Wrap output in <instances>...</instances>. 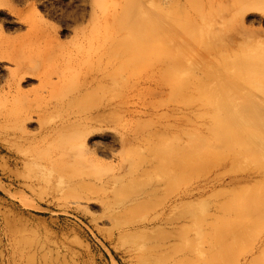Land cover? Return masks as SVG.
I'll use <instances>...</instances> for the list:
<instances>
[{
  "label": "rangeland",
  "instance_id": "1",
  "mask_svg": "<svg viewBox=\"0 0 264 264\" xmlns=\"http://www.w3.org/2000/svg\"><path fill=\"white\" fill-rule=\"evenodd\" d=\"M159 4L0 0V264H264V0Z\"/></svg>",
  "mask_w": 264,
  "mask_h": 264
},
{
  "label": "bare ground",
  "instance_id": "2",
  "mask_svg": "<svg viewBox=\"0 0 264 264\" xmlns=\"http://www.w3.org/2000/svg\"><path fill=\"white\" fill-rule=\"evenodd\" d=\"M147 0H122L123 4H128L126 6V9L123 11L121 10L119 13L116 14V18L114 17L111 23H119L120 27L119 29L116 28L115 31L112 32V29L110 27L109 35L106 36L103 42V47L106 45H110L111 43H114L115 37H121L124 41H126L127 49L128 50H135L136 48H140L143 51L147 48V35L145 31H148L146 29V25L148 22L153 21V23L156 24L157 19H159V0H152V8L146 10V2ZM118 10V9H117ZM123 22V26H122ZM108 23V22H107ZM110 23V22H109ZM110 26V25H109ZM115 27V25H113ZM152 26V31L155 33V40L158 38V32L157 27L155 25ZM153 34V33H152ZM157 36V37H156ZM142 51V52H143ZM112 60L109 66H112ZM108 66V67H109ZM19 68V67H17ZM105 72V71H104ZM108 79H110V74H108ZM111 82V81H110ZM114 85L120 86V81H114ZM129 85V83L123 84V87L126 88ZM255 103L264 105V89L262 92H260V95H256V97L253 98ZM63 108V107H62ZM21 119V116H19V121ZM224 124L222 122L217 121V116L213 108L210 112V121L208 125V131L209 135L212 137V141L214 144H218V147H224L226 146V140H225V131ZM58 126L53 125L49 128H47L46 134L51 136L52 134L57 133ZM257 135V137H256ZM249 136L252 137L255 140H260L261 148L259 150L261 152H264L262 150V146H264V134L260 133L259 131H250ZM260 138V139H258ZM63 146H61L62 148ZM177 148H179L177 146ZM58 163V162H55ZM55 167L58 165H54ZM262 178H264V170L260 174ZM193 192L189 191L186 192L181 200L191 198L193 196ZM174 201L173 203H175ZM263 215V214H261ZM257 216V215H256ZM259 218V216H257ZM256 220V219H255ZM254 246L251 249V254H254L255 252L263 253L262 246H264V229L259 233V235L256 237L254 241ZM260 253V254H261ZM246 256V255H245ZM254 256L252 257L251 261H254ZM245 264H249V260ZM251 264V263H250Z\"/></svg>",
  "mask_w": 264,
  "mask_h": 264
}]
</instances>
